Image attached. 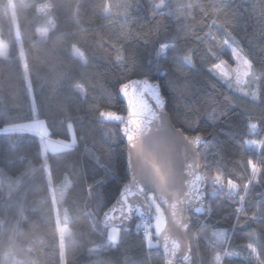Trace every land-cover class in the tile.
Here are the masks:
<instances>
[{
	"label": "snow or ice",
	"instance_id": "6c2138e0",
	"mask_svg": "<svg viewBox=\"0 0 264 264\" xmlns=\"http://www.w3.org/2000/svg\"><path fill=\"white\" fill-rule=\"evenodd\" d=\"M76 8L70 22L58 14L47 16L53 11L51 0L39 2L31 24L33 43L27 53L18 27L7 52L0 33V56L16 62L28 103L24 118L28 122H10L3 131L38 137L33 159L39 165L37 169L27 154L21 155L18 144L15 154H0V210L7 216L0 219V240L9 233L0 264H33L32 249L21 246L17 239L28 219L27 190L37 171L43 181L39 203L49 206L50 217L55 214L54 221L46 223H52L59 234L56 264H70L68 255H75L79 245L68 227L71 221L64 204L74 188L71 175L75 168L66 169L69 174L63 177L54 173L49 153H67L79 139L96 132L103 143L90 151L94 163L86 195L94 198L99 211L87 213L94 222L87 240L96 245L87 249L93 257L88 264H143L122 251L133 225L140 250L147 245L151 256L156 249L163 264H203L198 252L202 238L207 241L203 247L209 252L208 264H231L233 257H241L243 264H264V138L245 139L243 132H224L222 137L201 127L203 116L209 127L218 128L236 114L234 102L242 101L259 109L255 116L247 108L240 114L247 117L245 128L257 136L264 133V26L259 34L255 29L250 34L241 26V21L257 13L264 25V0H252L247 8L234 6L233 0H101L99 4L90 0ZM81 9L96 22H107L99 23L98 31H111L108 39H99L97 49L109 53L113 68L122 77L111 85L122 98L121 111L106 106L107 92L101 100L90 96L97 91L86 76L92 48L87 41L76 39L73 31ZM197 17L200 21L193 25L191 21ZM144 20L151 24L166 20L165 34L157 28L141 39L131 29ZM80 31L91 34L93 42L98 40L92 22ZM241 32L247 43L237 38ZM133 43L136 49L130 55ZM41 46L52 57L44 61L47 66L66 65L59 80L50 73L33 76L30 57ZM54 60L60 63L53 65ZM144 71L148 73L145 79L126 75ZM190 73H206L213 89L220 83L228 94L220 100L193 89ZM51 92L58 94L55 107L47 110L49 115L62 112L67 100L94 106L95 119L82 137L74 128L79 122L70 116L59 123L40 118L45 115L43 105L37 111L40 97ZM173 100L177 106L170 107ZM169 111L179 112L183 118L174 122ZM65 125L71 139H54L57 129ZM107 125H114L115 131L106 134ZM232 151L238 160L229 167L225 156ZM110 184H116V194L107 198L101 189ZM225 202L233 209L225 218L230 226L213 224L209 233L201 219L218 215ZM237 233L248 242L234 248L232 236Z\"/></svg>",
	"mask_w": 264,
	"mask_h": 264
},
{
	"label": "trees",
	"instance_id": "16d2710c",
	"mask_svg": "<svg viewBox=\"0 0 264 264\" xmlns=\"http://www.w3.org/2000/svg\"><path fill=\"white\" fill-rule=\"evenodd\" d=\"M48 0H30L26 3L25 0H0V33H2L3 41L10 45L11 38L15 36V18L19 30L22 34V40L24 44L25 51L27 53L28 49L32 46L31 39V24L36 13V6L39 2H46ZM54 6V11L47 14V16L59 15L61 20L72 22L74 13L76 12V6L78 4H89L90 0H51ZM97 4L101 0H95ZM234 6H244L247 8L252 0H233ZM15 14V17H14ZM44 17V19L47 18ZM79 24L73 22V31L75 33L76 39H81L87 41L92 48L90 55L93 57L92 63L88 66L86 70V76L89 82L94 86L97 91L90 93L92 98L96 100H101L104 98L107 92L110 96L109 99L105 100L106 106L113 111H121L124 108V104L121 102L122 98L115 95L111 85L116 83L120 73L116 72L110 62V55L107 52H103L97 49V43L99 39H108L111 35L110 30H105L104 32L98 31L99 23H107L104 21L96 22L95 18L90 16L83 9L79 13ZM150 19V18H149ZM200 18L197 17L196 20L191 21L193 25L199 23ZM92 22L93 34L98 38L96 42L91 39V34L84 35L80 29L82 27H87V23ZM167 25L166 20H160L157 24H151L149 20H144L140 24H137L135 28L131 29L133 33L143 38L144 34H154L156 29L159 28L161 35L165 34L164 28ZM241 26L248 29L251 34L253 29L259 34V30L262 25L258 20L257 15L251 17L247 21H241ZM128 30V26H125ZM235 35V33H233ZM239 40L247 41L244 38V33L241 32L237 37ZM136 45L133 43L132 49L130 50V55L135 51ZM19 46H17L16 53L18 55ZM247 51V48L245 49ZM259 52V48H257ZM37 55L39 59H37ZM114 55V54H112ZM52 59L48 49L43 46L40 47L38 54L34 52L30 57V67L33 76L36 73L46 74L50 73L53 78L59 80L64 75V69L66 65H62L57 68L55 66L49 67L44 61ZM225 59H228L226 56ZM59 61H53V65L59 64ZM128 78H144L148 76L146 71L139 74L127 73ZM192 77V88L202 92H207L218 99L223 100L224 96L228 94V89L220 83H217L216 88L211 87V82L207 74H195L190 73ZM122 79V77H120ZM58 93L51 92L46 93L44 96L40 97L39 105H43L45 110V115H41V119H55L57 123L65 119V115L70 116L73 121H78V124H74V128L77 132L81 134L87 129L91 128L92 120L95 119L94 116V106L91 103H84L81 100H67L63 107V111L57 114L56 112L48 114V109L55 107L56 101L54 97ZM182 103V101L180 102ZM235 112L229 120L224 121L219 125L218 128L213 129L209 127V122L201 117V127L206 128L209 132L220 133L223 137L224 132H232L239 134L241 132L245 133V139H259L264 138V133L257 136L255 133H251L245 128L244 120L247 119L246 116L240 115L245 112L247 108L253 116L257 115L259 109L252 105H246L242 101H236ZM177 106L175 100L172 101L170 107ZM82 109V110H81ZM173 121L177 122L183 117L179 112L169 111ZM28 115V103L25 101V89L19 82L17 74L16 62L6 61L4 57H0V154L13 153L15 154L16 148L14 145L18 144L20 147V154H27L29 160H33L34 166L39 169V165L34 162L35 153V143L38 142V137H34L32 134H13L6 133L3 131L4 127L8 123H20L27 121L24 119ZM251 123H257L256 120L250 121ZM83 125V126H81ZM178 126V124H177ZM114 125L105 126V133L114 132ZM71 132L67 130L66 125L63 128L57 129V135L53 138L58 139H71ZM22 141V143H21ZM102 140L98 132L92 133L87 139H79L77 146L67 153H49L50 159L49 163L54 171L63 177L68 175L66 169L71 170L75 168V171L71 175V179L74 181V188L70 190V196L67 197V203L64 204V208L68 209L69 218L71 223L68 227L71 229L72 235L75 238L76 243L79 245V250L75 255H68V260L70 264H88L90 259L89 252L87 251L90 247H95L94 243H90L87 240V234L93 227V220L87 216L89 212L99 211V207L95 202L94 198L86 195V189L88 184L91 183L92 176V165L94 163L90 158V151L95 147L96 149L102 146ZM122 148V145H121ZM98 154V153H97ZM238 160V155L235 151H232L229 155L225 156V161L230 162L229 167L236 163ZM27 161H25V164ZM43 181L42 177L37 173L33 174L31 177V183L28 187V201L29 207L26 213L28 219L26 224L20 228L19 237L17 243L24 247H29L32 249L31 260L33 264H56V255L59 252V234L55 231L52 223H46V221H54L55 214L49 216V206L40 205L39 201L42 198L43 192ZM101 194L107 198H112L116 194V184H110L104 189H101ZM255 195V193H253ZM233 209L228 207L227 202L218 209V215L206 217L201 219V223L205 224L211 233L212 225L219 223L223 228H228L230 225L225 220L232 213ZM63 209L61 210V214ZM6 214L0 210V219H6ZM234 222V221H233ZM258 230L259 225H254ZM250 231V229H249ZM9 233L4 234V239L0 240V252H2L6 246V241ZM84 239H81V237ZM66 245L70 243L66 237ZM206 239L202 238V244L198 249L199 258L203 261V264H208L209 252L203 247V243H206ZM248 241L243 239L242 233H237L232 236V243L234 248L246 244ZM140 241L136 234L135 227L131 229L129 238L124 243L123 250L128 251V255L134 259L143 261V264H163V261L158 254L156 249L152 250L151 256H149L147 245L144 246V250L141 251L139 248ZM199 264V261H198ZM231 264H243L241 257H233Z\"/></svg>",
	"mask_w": 264,
	"mask_h": 264
},
{
	"label": "rangeland",
	"instance_id": "374dc122",
	"mask_svg": "<svg viewBox=\"0 0 264 264\" xmlns=\"http://www.w3.org/2000/svg\"><path fill=\"white\" fill-rule=\"evenodd\" d=\"M14 17H15V14H14ZM18 27V24H17V20H16V18H15V28H17ZM19 28V27H18ZM4 44H5V51L7 52L8 51V44L4 41ZM0 57H3V56H0ZM26 122H28V121H24V122H20V123H26ZM7 127V126H6ZM5 128V127H4ZM72 135V134H71ZM54 139H58V138H54Z\"/></svg>",
	"mask_w": 264,
	"mask_h": 264
},
{
	"label": "water",
	"instance_id": "95a60500",
	"mask_svg": "<svg viewBox=\"0 0 264 264\" xmlns=\"http://www.w3.org/2000/svg\"><path fill=\"white\" fill-rule=\"evenodd\" d=\"M46 2H48V1H46ZM46 2H43V3H46ZM53 4V3H52ZM53 11H54V6H53ZM53 11H51V12H53ZM51 12H48L47 14H49V13H51ZM146 77H144V78H134V79H145ZM153 82H155V81H153ZM170 115V114H169ZM171 116V115H170ZM135 227V225H133L132 226V228H134ZM160 252H162V249H160L159 250Z\"/></svg>",
	"mask_w": 264,
	"mask_h": 264
}]
</instances>
